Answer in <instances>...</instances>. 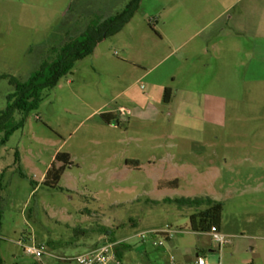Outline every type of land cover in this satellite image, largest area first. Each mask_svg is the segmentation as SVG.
I'll use <instances>...</instances> for the list:
<instances>
[{
    "label": "rangeland",
    "instance_id": "1",
    "mask_svg": "<svg viewBox=\"0 0 264 264\" xmlns=\"http://www.w3.org/2000/svg\"><path fill=\"white\" fill-rule=\"evenodd\" d=\"M127 1L0 0L1 261L58 264L24 252L19 242L33 236L59 256L115 242L123 264L187 262L198 253L263 264L264 240L255 238L264 237V0H141L122 30L104 36L56 86L9 107L18 97H8L13 78L24 82L62 57L69 38L81 39L87 25ZM207 44H219L213 60ZM207 60L215 62L210 81L185 92ZM140 67L156 80L168 76L166 114L177 109L214 123H205V145L169 138L163 121L108 127L101 114L126 106V96L114 98L125 85L146 102L151 83L136 81ZM57 152L70 163L55 185L44 184ZM206 196L223 204L221 252H209L210 236L192 231L193 207L168 201Z\"/></svg>",
    "mask_w": 264,
    "mask_h": 264
},
{
    "label": "trees",
    "instance_id": "2",
    "mask_svg": "<svg viewBox=\"0 0 264 264\" xmlns=\"http://www.w3.org/2000/svg\"><path fill=\"white\" fill-rule=\"evenodd\" d=\"M140 1L141 0H128L125 7L117 11L115 14L109 15L105 19L98 20V22L94 25L91 23L90 25H87L85 30L80 35L82 37L81 39H78V37L69 38V40L64 43L65 45L64 49H62V57L52 61V63L48 66L43 64L24 82L20 83L18 82L19 80L13 78L11 80V84L14 86L15 91L8 97L12 100L14 99L13 96L17 93L18 97L9 107H17L20 101L23 103L31 101L32 103L37 100L35 97H37L39 93L38 89L46 86H56L59 78L67 74L76 61L92 54L96 44L101 41L104 36L107 37L108 35L116 34L122 30V28L133 17ZM23 107L24 105H21L20 109ZM101 117L105 123L115 121V117L111 112L101 114ZM3 127V122L0 120V129ZM56 161L63 164L57 166ZM66 163H70V155L68 153L57 152L55 155V161L46 171L42 183L55 185L61 178ZM168 201H174L180 206H190L194 208L195 212H193L189 217L192 231L204 233L208 232L211 227H215L218 231H220L221 217L223 213V204L221 201L208 196L194 198L180 197L174 200L168 199ZM0 264H4L1 259Z\"/></svg>",
    "mask_w": 264,
    "mask_h": 264
},
{
    "label": "crops",
    "instance_id": "3",
    "mask_svg": "<svg viewBox=\"0 0 264 264\" xmlns=\"http://www.w3.org/2000/svg\"><path fill=\"white\" fill-rule=\"evenodd\" d=\"M178 47L180 48L181 45ZM177 47V48H178ZM215 47L213 48L211 47L209 44H207V47H204L206 50V53L210 52V58L213 60L215 55L217 54L216 52H218L220 50L219 44H217ZM202 54L200 53L199 57ZM188 61V59H187ZM135 62V61H133ZM133 66H136L135 64H131ZM173 65V64H172ZM215 65V62H209L207 60L206 63H204L202 65V67L200 69H196V75L193 76L194 74H192L191 77H188V79H194L195 81L188 83V87L187 90H185V92H189L192 93L194 90V87L198 86V85H203L206 82H209V76H212V70L209 71L210 68H213ZM178 66V64H177ZM177 66L173 65V70H175V68ZM142 74L141 76L136 80L139 81L141 79H147L150 83H151V88L149 89V92H153V95L157 92L159 94V98H154L151 97L149 101H147V96L149 94V92L147 93L146 99L144 103H138L137 101H135L134 99H132L128 94V92H130V86L125 85L124 88L116 95H114V98L116 97H124L126 96V99L124 98L123 102L126 104V106H119V108H115L110 110V112L114 115L115 117V121H112L111 123H106L108 125L109 128H118L122 125V123L127 122L128 124H130L132 121H136L137 123L142 122V123H163V122H167L169 123V132L167 134V136L169 138H173V139H178V138H184L185 140H189L191 142H189L190 144H203L204 143V136L206 134V125L205 123H211L214 124L213 122H208L206 121V119L203 118H191L189 116V114L184 113L182 111H179L177 109H171L169 108L170 111L167 112L165 111V107L162 109L161 102L162 104H164L165 106L168 105L170 106V97H166V93L167 91H169V94L171 95V93L173 92V88L170 87L169 83H166L165 80L168 79V76H165L163 74H161L159 77V80H156L153 78L154 75H152V68L150 69H144L142 67H140ZM172 72V69H171ZM216 74H218V68H216ZM158 83H162L161 85ZM207 84V83H206ZM178 89L182 90L180 87V84L177 82L175 85ZM217 92L215 90H211V92H208L209 95H214ZM164 102V103H163ZM118 110V111H117ZM163 121V122H162ZM152 135H155L154 131L150 132ZM157 134V133H156ZM156 136V135H155ZM205 145V144H203ZM192 152V151H190ZM48 170V169H47ZM46 174V173H45ZM45 177V175H44ZM43 177V180H44ZM42 180V181H43ZM222 233V231H221ZM202 234V233H201ZM205 234V233H203ZM224 234V233H222ZM207 235V234H206ZM226 235V234H225ZM256 237V236H254ZM255 239H262L264 240V237L261 236H257V238ZM211 241V239H210ZM211 248L208 249L209 252H214L215 249L217 248L219 252H221V250L219 249L218 245H216L215 243H213L211 241ZM208 248V246H207ZM71 256V255H69ZM196 256H202L199 253L196 254ZM195 256V257H196ZM194 257V258H195ZM261 259L257 258V260L261 261ZM193 258V259H194ZM191 259V260H193ZM262 262V261H261ZM227 264H231V263H227ZM249 264H255V261H253V259H251V261H249ZM264 264V263H263Z\"/></svg>",
    "mask_w": 264,
    "mask_h": 264
},
{
    "label": "built area",
    "instance_id": "4",
    "mask_svg": "<svg viewBox=\"0 0 264 264\" xmlns=\"http://www.w3.org/2000/svg\"><path fill=\"white\" fill-rule=\"evenodd\" d=\"M155 231L168 235V231L165 229ZM204 233L210 236L211 241L222 250V246L227 242L225 234H222L215 227H211L208 232ZM141 236H143V234H141ZM19 244L27 255L38 260L43 256H48L54 259L58 264H123L115 252V242L101 244L88 251L71 256H59L47 252L43 245H37L33 236L28 237V241L19 242ZM160 244H162V242H160ZM168 264H222V262H211L204 256H196L193 260L187 262L173 260Z\"/></svg>",
    "mask_w": 264,
    "mask_h": 264
}]
</instances>
